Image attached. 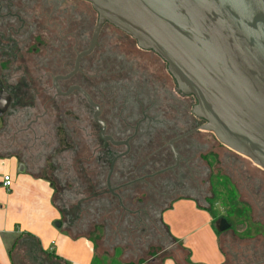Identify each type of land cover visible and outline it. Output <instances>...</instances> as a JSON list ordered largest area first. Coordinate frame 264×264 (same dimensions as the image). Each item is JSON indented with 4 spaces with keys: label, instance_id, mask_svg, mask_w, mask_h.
I'll return each mask as SVG.
<instances>
[{
    "label": "rangeland",
    "instance_id": "374dc122",
    "mask_svg": "<svg viewBox=\"0 0 264 264\" xmlns=\"http://www.w3.org/2000/svg\"><path fill=\"white\" fill-rule=\"evenodd\" d=\"M92 34L93 31L85 25V46L89 45ZM113 52L121 57L116 60L111 59ZM97 60H99L98 66ZM113 63L118 67H113ZM93 65L99 69L102 115L106 116L112 105L122 108L124 114L125 108L130 107V103H127L128 97L119 98L120 93L139 92L141 89L138 86L145 84L147 89L155 90V96L159 100H164L163 97H165L164 101L167 100L161 105L163 117L181 123V120L175 118L183 119L189 116L186 110L184 112L180 110L178 106L181 104L164 86L100 36L95 52L83 63V69L86 73L90 71L91 78ZM116 81H119V84L113 86L112 83ZM90 84L93 87V79ZM127 85L131 87L125 89ZM55 92L51 82L43 80L42 86L37 90L38 100L34 109L35 114L40 115V119L36 122L30 119L27 122L8 121L4 125L0 124V157L11 156L15 151L21 159L27 160L29 170L49 179L54 184L56 202L70 220L75 223L78 220L79 223L82 222L83 231H89L93 237L100 234L102 239L98 242L106 253L114 252L111 248L118 246L116 259L112 264H121V261L129 258L145 259L149 251L160 252L169 240L165 237L166 229L159 219L155 221V229L147 226L145 229L140 227L129 230L127 222L131 221L135 213L127 210L126 214L125 210L116 203L117 199L114 202L116 204L110 206L112 210L108 213H100L101 208L95 209L96 200L101 196L93 194L95 188H90L91 182L98 181L99 176L106 180L109 170L108 167L99 170L95 161L96 154L93 153L97 143L92 133L98 136L100 126L93 122V107L79 94L58 97L51 101L50 98L55 96ZM151 139L147 148L148 153L154 155L163 153L164 147L159 136L156 135ZM191 140L195 142L191 152V159L194 162L191 173L189 170H186L188 173L182 176L177 172L171 173L173 175L169 179L174 182L172 189L166 187L168 192L166 194L162 191L163 188L159 187L150 190V195H147V189L131 187L133 197L128 201L129 203L134 201L128 208L133 211L147 210L152 206L159 211L173 198L176 200L193 196L202 204L211 205L210 210L216 216L214 227L218 232L222 225L219 223L220 219H227L232 226L224 230L227 234L221 238L222 248L228 257L226 264L262 263L264 261V194L206 131H197L191 136ZM169 149L168 142L164 152ZM166 154L169 155L168 152ZM108 197L106 194L105 199ZM141 223L144 225L145 221ZM81 229L82 227L76 229V233ZM104 236L110 239L108 243L103 241ZM22 250L23 253L20 251L18 254L24 256L25 249ZM18 254H15L16 258H19ZM16 263L23 264L18 259ZM72 263L68 262V264Z\"/></svg>",
    "mask_w": 264,
    "mask_h": 264
},
{
    "label": "water",
    "instance_id": "95a60500",
    "mask_svg": "<svg viewBox=\"0 0 264 264\" xmlns=\"http://www.w3.org/2000/svg\"><path fill=\"white\" fill-rule=\"evenodd\" d=\"M85 1L92 5L85 2L84 13L93 34L75 68L54 79L58 94L80 91L104 133L100 105L80 86L62 92L58 84L77 73L100 36L182 106L189 104L205 120L191 132L206 131L264 194V0ZM174 89L194 99L180 98ZM219 223V231L231 226L227 219Z\"/></svg>",
    "mask_w": 264,
    "mask_h": 264
},
{
    "label": "flooded vegetation",
    "instance_id": "af4514ba",
    "mask_svg": "<svg viewBox=\"0 0 264 264\" xmlns=\"http://www.w3.org/2000/svg\"><path fill=\"white\" fill-rule=\"evenodd\" d=\"M84 3V0H0V124L4 125L8 121L27 122L30 119L36 122L40 119L34 109L38 100L37 90L42 86L43 80L51 82L56 90L55 96L50 98L51 101L54 98L79 94L92 106L80 91L74 90L71 94L63 96L58 94L54 85V79L71 72L75 68L78 54L89 47L84 43ZM97 44L89 55L82 58L76 74L68 79L58 80L62 92H67L72 86H80L100 105V119L106 127L103 133L102 125L93 114V122L100 126L98 136L92 133L97 143L93 153L96 154L95 161L99 170L107 167L109 170L106 180L99 176L98 181L91 182V187L95 188L93 194L101 196L96 200L95 209L101 208L100 213H108L112 210L110 206L118 203L126 214L128 210L136 215L131 218V223L127 222L129 230L140 227L145 229L147 226L155 229L157 219L160 220L167 206L159 211L152 206L147 210L129 209L134 201H128L133 197L131 187L147 189V195H150V190L159 187L163 188L162 191L166 194V187L172 189L174 182L169 179L173 175L171 173L177 172L181 176L188 173L186 170L191 173L190 170L194 166L191 152L195 147L191 136L197 132L191 131L204 121L192 113L189 104L178 106L182 112L186 110L189 113V116L183 119L175 118L181 120L182 125L163 117L161 105L167 100L164 101L165 97L164 100H159L155 96V90L147 89L145 84L138 86L141 89L139 92L120 93L119 98L128 97L127 103H130L124 114L122 108L112 105L106 116L102 115L99 69L93 65L92 78L90 71L86 73L83 69L86 57L93 55ZM96 65H99V60ZM92 79L93 87L90 84ZM173 81L175 82L174 78ZM130 87L127 85L125 89ZM175 95L183 99L193 98L178 91ZM92 107L95 112L94 106ZM199 120L203 122L197 124ZM156 135L159 139H169L170 149L166 151L169 155L164 152L166 147L162 148L164 151L161 150L163 153L159 155L148 153L149 141ZM108 136L113 140L108 139ZM13 155L21 161V166L29 169L26 159H21L15 151ZM106 194L110 198L105 199ZM116 199L118 201L114 203ZM131 213L128 215H132ZM143 221L144 225L141 223Z\"/></svg>",
    "mask_w": 264,
    "mask_h": 264
},
{
    "label": "crops",
    "instance_id": "0c3cea01",
    "mask_svg": "<svg viewBox=\"0 0 264 264\" xmlns=\"http://www.w3.org/2000/svg\"><path fill=\"white\" fill-rule=\"evenodd\" d=\"M20 162L15 155L0 157V264H13L10 247L25 233L33 234L46 252L58 255L64 264H112L118 246L111 248L114 252L102 250L100 234L93 237L83 231L82 222L75 223L64 214L55 200L53 183ZM7 174L12 177L11 187L3 184ZM210 207L193 196L173 199L160 218L169 243L160 252L149 251L145 259H125L120 253L125 259L121 264H226L228 257L221 238L227 231L216 230V216ZM57 221H61L60 227ZM104 237L108 243L110 239ZM18 252L23 253L22 247L15 254Z\"/></svg>",
    "mask_w": 264,
    "mask_h": 264
},
{
    "label": "trees",
    "instance_id": "16d2710c",
    "mask_svg": "<svg viewBox=\"0 0 264 264\" xmlns=\"http://www.w3.org/2000/svg\"><path fill=\"white\" fill-rule=\"evenodd\" d=\"M85 1V0H84ZM87 2V1H85ZM91 5L90 2H87ZM92 6V5H91ZM93 8V7H92ZM94 9V8H93ZM95 11V10H94ZM96 12V11H95ZM97 13V12H96ZM98 14V13H97ZM109 24V23H106ZM105 25V24H104ZM111 25V24H109ZM113 26V25H112ZM115 27V26H114ZM116 29H118L117 27H115ZM119 31L123 32L124 34H126L127 36L131 37L130 35H128L127 33H125L124 31L118 29ZM132 38V37H131ZM135 42L136 40L134 38H132ZM154 52V51H153ZM121 56L119 54H117L116 52H113L111 54V59L116 60L119 59ZM86 58H90L86 57ZM110 59V60H111ZM109 60V62H110ZM108 62V63H109ZM116 62V61H115ZM114 62V63H115ZM113 63V64H114ZM112 66V65H111ZM113 67H118L117 65H113ZM119 81H116L115 83H112V85H118ZM176 84V82H175ZM196 100V99H195ZM205 122V120H203ZM202 121V122H203ZM179 133V132H178ZM162 142V147H166L168 145L169 139L162 137L161 139ZM92 189V187H90ZM232 226H230L231 228ZM19 247H22L23 249H25V253L24 256L22 254H20L18 257H15V252L17 251V249ZM10 253V257L12 260L13 264H17L16 263V259L20 260L21 262H23V264H25L27 261V264H64L61 259L58 257V255L51 253V252H46L44 250V248L42 247L40 240L38 238H36L33 234L30 233H25V234H21L20 236H18L16 238L15 243L13 244L12 247H10L9 250ZM23 256V257H22ZM26 261H25V260ZM259 261V260H258ZM141 262H127L126 264H140ZM252 264H256V262H252ZM258 264H264V261Z\"/></svg>",
    "mask_w": 264,
    "mask_h": 264
},
{
    "label": "built area",
    "instance_id": "2783aa9c",
    "mask_svg": "<svg viewBox=\"0 0 264 264\" xmlns=\"http://www.w3.org/2000/svg\"><path fill=\"white\" fill-rule=\"evenodd\" d=\"M3 184L5 186H7V187H11V185H12V177H11V175L7 174V175L4 176Z\"/></svg>",
    "mask_w": 264,
    "mask_h": 264
}]
</instances>
